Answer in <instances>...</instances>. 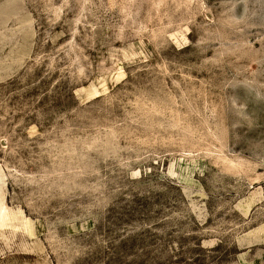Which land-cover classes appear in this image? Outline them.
Segmentation results:
<instances>
[{"label": "rangeland", "instance_id": "1", "mask_svg": "<svg viewBox=\"0 0 264 264\" xmlns=\"http://www.w3.org/2000/svg\"><path fill=\"white\" fill-rule=\"evenodd\" d=\"M0 264H264V0H0Z\"/></svg>", "mask_w": 264, "mask_h": 264}]
</instances>
